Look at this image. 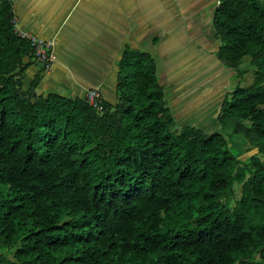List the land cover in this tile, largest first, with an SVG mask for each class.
Listing matches in <instances>:
<instances>
[{
    "label": "trees",
    "instance_id": "obj_1",
    "mask_svg": "<svg viewBox=\"0 0 264 264\" xmlns=\"http://www.w3.org/2000/svg\"><path fill=\"white\" fill-rule=\"evenodd\" d=\"M13 17L0 0V264H264V0L213 13L216 56L240 80L219 121L239 119L246 161L175 123L146 51H123L101 110L38 93L45 72Z\"/></svg>",
    "mask_w": 264,
    "mask_h": 264
},
{
    "label": "crops",
    "instance_id": "obj_2",
    "mask_svg": "<svg viewBox=\"0 0 264 264\" xmlns=\"http://www.w3.org/2000/svg\"><path fill=\"white\" fill-rule=\"evenodd\" d=\"M9 1L19 29L54 42L56 60L38 93L84 97L98 86L102 99L115 102L117 62L126 48L150 53L160 84L175 85L172 93L205 85L213 89L212 98L221 93L224 100L231 90L223 94V88L239 81L216 56V0ZM29 70L32 78L38 66Z\"/></svg>",
    "mask_w": 264,
    "mask_h": 264
},
{
    "label": "rangeland",
    "instance_id": "obj_3",
    "mask_svg": "<svg viewBox=\"0 0 264 264\" xmlns=\"http://www.w3.org/2000/svg\"><path fill=\"white\" fill-rule=\"evenodd\" d=\"M207 14L210 15L211 10H209ZM206 19L203 18V20ZM208 30L209 32L211 31L209 27ZM244 67L245 62L241 65V68ZM30 71L31 70L27 71L24 79V86H27L31 79ZM246 74L245 80H243L244 76L242 77L243 84L252 81L251 73L247 72ZM237 83L236 79L233 83H229L227 88H223V94L225 91L232 90ZM162 87L166 95L167 106L170 113L173 115L176 124H188L198 127L207 133L223 134L228 142L230 151L241 161H246L249 156L255 152V148L242 135L234 133L235 123L239 121V119L230 118L226 122V125L222 126L220 124L219 112L223 102V95L221 96V93L212 98V96H214L213 93L211 96L213 89L205 85L198 86V89H190V91L180 89L175 93H172L173 91L170 92V89L175 87L172 83H162ZM103 100L105 101V98Z\"/></svg>",
    "mask_w": 264,
    "mask_h": 264
},
{
    "label": "built area",
    "instance_id": "obj_4",
    "mask_svg": "<svg viewBox=\"0 0 264 264\" xmlns=\"http://www.w3.org/2000/svg\"><path fill=\"white\" fill-rule=\"evenodd\" d=\"M13 23L16 33L21 37L29 40L31 46L34 49V58L38 65L44 70V72H49L52 68L56 56L54 54V42L51 39L42 38L31 31L21 30L16 25V20L13 17ZM84 98L90 106L97 110L103 108L101 102L102 96L101 91L98 86H94L86 90Z\"/></svg>",
    "mask_w": 264,
    "mask_h": 264
}]
</instances>
